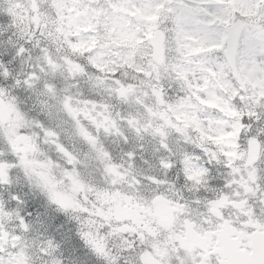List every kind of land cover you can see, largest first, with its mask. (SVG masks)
<instances>
[{"label": "snow or ice", "instance_id": "obj_1", "mask_svg": "<svg viewBox=\"0 0 264 264\" xmlns=\"http://www.w3.org/2000/svg\"><path fill=\"white\" fill-rule=\"evenodd\" d=\"M8 4L0 10V25L21 39L0 59V185L11 183L17 164L29 163L27 154L37 147L34 136L45 142L60 136L56 128L35 122L29 133L24 110L4 99L6 85L21 83L14 79L13 56L35 47L37 54H56L45 57L54 73L58 61L65 66L61 108L71 132L85 143L95 146L94 132L102 126L80 106L90 103L82 80L104 97V103H92L98 112L110 110L109 101L137 106L143 127L135 115L127 123L145 139L161 142L170 156L160 166L170 174L179 170L181 182H202L211 174L207 163L220 164L222 158L225 178L199 188L190 205L161 193L142 194L152 198L154 222L140 224L141 238L162 231L171 240V251L157 249L150 264H264V233L256 231L264 224V183L257 179L264 177V0ZM37 89L53 91L47 82ZM194 141L198 152L182 150ZM249 180L256 183H245ZM233 209L242 210L240 222L229 219ZM208 213L219 221L210 222Z\"/></svg>", "mask_w": 264, "mask_h": 264}, {"label": "clouds", "instance_id": "obj_2", "mask_svg": "<svg viewBox=\"0 0 264 264\" xmlns=\"http://www.w3.org/2000/svg\"><path fill=\"white\" fill-rule=\"evenodd\" d=\"M7 7L8 0H0V10ZM20 39L0 25V59ZM47 55L56 58L55 53L37 54L33 47L23 57L13 56L18 62L14 68L12 61L8 62L14 79L21 83L6 85L8 95L4 99H11L24 110L29 133L34 132L31 126L35 122L56 128L60 136L48 142L34 136L37 147L35 152H28L29 163L17 164L11 183L0 185V264H150L149 258L158 255L157 249L171 251V240L162 231L141 238L140 224L154 222L152 198L142 194L161 193L169 201L190 205L199 188L225 178L222 158L220 164L207 163L211 174L202 182H181L179 170L170 174L171 169L160 166V160L170 156L161 142L155 137L145 139L134 131L135 125L127 123L135 115L143 127L145 117L137 106L109 101L110 110L98 112L92 103H104V97L82 80L83 95L90 103L80 106L102 126L94 132L95 146L85 143L71 132L72 125L61 108L65 66L58 61L60 67L54 73L47 65ZM45 82L52 85L51 93L37 89ZM17 91L19 95L13 97ZM11 116L15 118V113ZM182 150L195 154L200 150L199 142L189 143ZM207 160L205 157L201 163ZM257 179L264 183V177ZM242 215L241 209H233L229 219L237 223ZM208 218L219 221L211 213ZM256 231L264 233V224ZM97 247L103 248V254L96 252Z\"/></svg>", "mask_w": 264, "mask_h": 264}]
</instances>
